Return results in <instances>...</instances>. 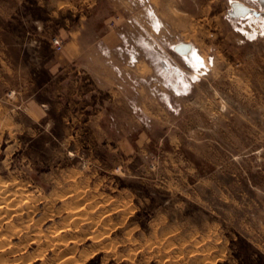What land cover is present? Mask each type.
<instances>
[{
	"label": "rangeland",
	"instance_id": "374dc122",
	"mask_svg": "<svg viewBox=\"0 0 264 264\" xmlns=\"http://www.w3.org/2000/svg\"><path fill=\"white\" fill-rule=\"evenodd\" d=\"M148 2L0 0V264H264V0Z\"/></svg>",
	"mask_w": 264,
	"mask_h": 264
},
{
	"label": "crops",
	"instance_id": "0c3cea01",
	"mask_svg": "<svg viewBox=\"0 0 264 264\" xmlns=\"http://www.w3.org/2000/svg\"><path fill=\"white\" fill-rule=\"evenodd\" d=\"M174 1H178V0H149V5L145 6L144 10L146 12V14H148L151 18H152V30L154 31H158V32H161L163 30V24H167V25H170V20H168V18H170L172 15H175L172 13V7H173V2ZM151 2H154L153 4ZM175 2V3H176ZM151 3V4H150ZM157 19V21H160L161 22V25H158V26H155V23H154V20ZM145 29V28H144ZM146 30V29H145ZM127 43V42H126ZM128 46V51H129V57H128V60H126V62L128 64H134V65H139L142 60H141V57L138 56V52L134 51L131 47L129 48V45ZM175 46H173V50L174 52L177 53V55H179L181 58H183L176 50H175ZM121 50H122V53L125 54V38H123L122 40V46H121ZM127 48V47H126ZM108 58V62L109 64L111 65H115L113 66L112 68V72L115 73H121L123 74V70L125 71V55H122L121 59H118V58H113V57H110V56H107ZM160 60L162 63H165L167 64V61H170V62H173L175 63V59L172 58L171 56H162L160 55ZM155 61H153L152 63H154ZM147 63H151V62H147ZM117 64H120L122 66H119ZM77 84V83H76ZM118 87V86H117ZM123 105H125V99L123 98V101H122Z\"/></svg>",
	"mask_w": 264,
	"mask_h": 264
},
{
	"label": "bare ground",
	"instance_id": "6f19581e",
	"mask_svg": "<svg viewBox=\"0 0 264 264\" xmlns=\"http://www.w3.org/2000/svg\"><path fill=\"white\" fill-rule=\"evenodd\" d=\"M263 1V0H262ZM237 7L240 9L239 11L241 12V16H242V18H245V17H247V16H249V12H248V14L247 13H245L244 11L246 10V8L244 7V5L242 4H239V3H237ZM247 12V11H246ZM239 15V16H240ZM175 49H176V51H179L180 53H184L185 55H184V57H185V59L187 60V62L191 65V66H193V67H196L197 65H198V62L200 61V56H198L196 53H195V50H194V48L191 46V45H189V44H181V45H179V46H176L175 47ZM6 187L7 186H3V185H1L0 186V191H5V189H6ZM10 187V186H9ZM11 188V187H10ZM11 193H12V191H10ZM23 193H25L24 191H22ZM22 192H20V195H21V193ZM19 192H13V195H12V198H14V199H17V198H19V194H18ZM25 194H27V192L25 193ZM26 198L27 200L29 199V200H31V197H28V195H21L20 197L21 198ZM1 197V196H0ZM9 197V196H8ZM11 197V196H10ZM35 197V196H34ZM23 198V199H24ZM2 199V198H1ZM5 199V198H4ZM32 199H34V198H32ZM6 200V199H5ZM18 200V199H17ZM16 200V201H17ZM22 201V199H19V201ZM33 201V200H32ZM7 202V201H6ZM11 202V201H10ZM9 202V203H10ZM18 202V201H17ZM23 202V201H22ZM2 203H4L3 201H2ZM2 203H0V210L1 211H4L5 210V214H6V212L8 213V215H9V217H10V214H11V216L13 215L12 213L13 212H17V214H18V211L16 210V209H14V207L11 205V204H8L7 203V206L5 205H3ZM13 203V202H12ZM20 203V202H19ZM23 203H26V200L23 202ZM27 203H29V201H27ZM18 205V204H17ZM20 206H22L21 205V203L19 204ZM19 206V207H20ZM28 207H29V205H28ZM32 207V206H31ZM21 209V208H20ZM33 209V208H32ZM31 209V210H32ZM16 210V211H15ZM24 210V209H23ZM26 211H27V209H26ZM21 213V212H20ZM71 213H73V212H71ZM76 213V212H75ZM15 214V213H14ZM16 214V215H17ZM27 214V213H26ZM84 214V213H83ZM22 215V214H21ZM21 215H19V216H21ZM0 216H3V213L1 212V215ZM6 216V215H5ZM73 216V215H72ZM75 216V215H74ZM16 217V216H15ZM17 217H18V215H17ZM27 217V216H26ZM29 217V216H28ZM27 217V218H28ZM82 217H83V215H82ZM0 218H2V217H0ZM73 218V217H72ZM6 219V218H5ZM7 219H9V218H7ZM77 219V218H76ZM4 220V219H3ZM2 220V223H4L5 222V220L3 221ZM77 221V220H76ZM12 222V221H11ZM19 223H20V221H19ZM1 224V223H0ZM7 224H8V221H7ZM11 226V225H10ZM6 227V226H5ZM8 227V226H7ZM11 228V227H10ZM7 229V228H6ZM16 229V228H15ZM18 230V229H17ZM22 230V229H21ZM24 230V229H23ZM37 230V229H36ZM1 231V230H0ZM36 233V232H35ZM11 234H13L12 232H11ZM0 235H2L1 233H0ZM8 235V234H7ZM16 236V235H15ZM9 237H10V235H9ZM103 238V237H102ZM35 239V238H34ZM55 239V238H54ZM36 240V239H35ZM35 240H34V242H35ZM48 241V240H47ZM54 241V240H53ZM7 242V238H5L4 236H0V244H5ZM52 242V241H51ZM53 244V243H52ZM51 244V245H52ZM7 245V244H6ZM15 247V246H14ZM0 248H4V246L3 247H0ZM15 249V248H14ZM9 252V251H8ZM6 254H8L7 252H5ZM67 254V253H66ZM5 255V254H4ZM82 255H84V254H82ZM5 257V256H4Z\"/></svg>",
	"mask_w": 264,
	"mask_h": 264
},
{
	"label": "built area",
	"instance_id": "2783aa9c",
	"mask_svg": "<svg viewBox=\"0 0 264 264\" xmlns=\"http://www.w3.org/2000/svg\"><path fill=\"white\" fill-rule=\"evenodd\" d=\"M55 42H56V44H58V45L60 44L59 41H55Z\"/></svg>",
	"mask_w": 264,
	"mask_h": 264
}]
</instances>
